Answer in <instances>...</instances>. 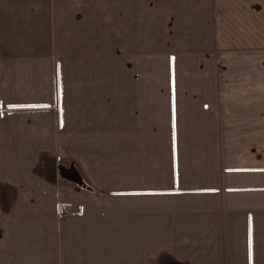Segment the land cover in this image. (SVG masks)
Returning a JSON list of instances; mask_svg holds the SVG:
<instances>
[{"label": "crops", "instance_id": "obj_1", "mask_svg": "<svg viewBox=\"0 0 264 264\" xmlns=\"http://www.w3.org/2000/svg\"><path fill=\"white\" fill-rule=\"evenodd\" d=\"M0 264H264V0H0Z\"/></svg>", "mask_w": 264, "mask_h": 264}, {"label": "built area", "instance_id": "obj_2", "mask_svg": "<svg viewBox=\"0 0 264 264\" xmlns=\"http://www.w3.org/2000/svg\"><path fill=\"white\" fill-rule=\"evenodd\" d=\"M6 114V110L0 104V117H4Z\"/></svg>", "mask_w": 264, "mask_h": 264}]
</instances>
